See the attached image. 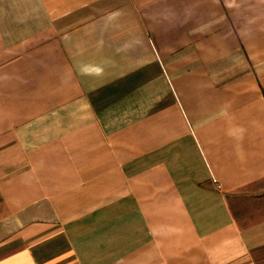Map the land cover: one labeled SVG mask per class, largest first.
<instances>
[{"label": "crops", "instance_id": "crops-1", "mask_svg": "<svg viewBox=\"0 0 264 264\" xmlns=\"http://www.w3.org/2000/svg\"><path fill=\"white\" fill-rule=\"evenodd\" d=\"M0 264H264V0H0Z\"/></svg>", "mask_w": 264, "mask_h": 264}]
</instances>
